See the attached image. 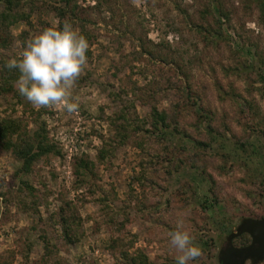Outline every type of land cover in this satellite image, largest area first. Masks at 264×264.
<instances>
[{"label": "rangeland", "instance_id": "rangeland-1", "mask_svg": "<svg viewBox=\"0 0 264 264\" xmlns=\"http://www.w3.org/2000/svg\"><path fill=\"white\" fill-rule=\"evenodd\" d=\"M61 8L90 42L80 109L34 108L18 77L0 92V122L56 146L24 173L0 143V264H176L178 220L202 248L190 264L250 246L243 226L264 219V0H24L26 18L0 28V83L27 39L62 27Z\"/></svg>", "mask_w": 264, "mask_h": 264}, {"label": "clouds", "instance_id": "clouds-1", "mask_svg": "<svg viewBox=\"0 0 264 264\" xmlns=\"http://www.w3.org/2000/svg\"><path fill=\"white\" fill-rule=\"evenodd\" d=\"M44 28L24 42L19 58L5 67L17 69L18 93L34 108H63L69 114L79 112V97L74 89L88 66L90 42L71 20ZM168 245L176 253V264H190L203 255L195 237L184 229L182 220L168 233Z\"/></svg>", "mask_w": 264, "mask_h": 264}, {"label": "trees", "instance_id": "trees-1", "mask_svg": "<svg viewBox=\"0 0 264 264\" xmlns=\"http://www.w3.org/2000/svg\"><path fill=\"white\" fill-rule=\"evenodd\" d=\"M24 0H0V8L3 12L0 14V28H8L13 23L22 21L26 16L19 10L21 3ZM68 6L71 4L72 0H62ZM57 15L63 22L67 16V11L63 8L58 9ZM18 77L16 69H7L5 74L1 77L0 92H10L11 84L8 82L9 79L14 80ZM189 93V92H188ZM196 102L194 101V104ZM197 104V103H196ZM153 121L151 127L155 131H159L163 136H166L170 132L171 125L169 123V117L166 113H159L158 111H153ZM254 133L264 134V129L258 127L253 130ZM161 135V136H162ZM16 138V139H15ZM0 143L6 150H13L16 157L22 162V168L20 172L29 173L31 171V166L39 161L44 156L56 153V146L53 145L48 137V133L40 132L35 136H30L27 130H23L21 124L15 123L13 121H2L0 122ZM200 146H204L203 143H199ZM77 171L88 172L91 171L92 166L86 160H81L78 163ZM70 206V205H69ZM72 222L66 220L63 223L64 234L70 238L71 230L73 229ZM4 264H9L4 262Z\"/></svg>", "mask_w": 264, "mask_h": 264}, {"label": "water", "instance_id": "water-1", "mask_svg": "<svg viewBox=\"0 0 264 264\" xmlns=\"http://www.w3.org/2000/svg\"><path fill=\"white\" fill-rule=\"evenodd\" d=\"M243 231L251 235L253 242L246 248L233 250L232 256L241 264L254 257L264 260V219L247 220L243 226Z\"/></svg>", "mask_w": 264, "mask_h": 264}, {"label": "flooded vegetation", "instance_id": "flooded-vegetation-1", "mask_svg": "<svg viewBox=\"0 0 264 264\" xmlns=\"http://www.w3.org/2000/svg\"><path fill=\"white\" fill-rule=\"evenodd\" d=\"M231 249H232V244L229 242L227 247H225L220 251V261L222 264H240V262L231 255ZM257 261L258 259L256 258V259H251L248 262L250 264H256Z\"/></svg>", "mask_w": 264, "mask_h": 264}]
</instances>
